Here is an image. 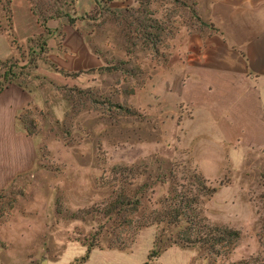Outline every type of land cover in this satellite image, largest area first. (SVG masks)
<instances>
[{"label":"rangeland","instance_id":"rangeland-1","mask_svg":"<svg viewBox=\"0 0 264 264\" xmlns=\"http://www.w3.org/2000/svg\"><path fill=\"white\" fill-rule=\"evenodd\" d=\"M53 1L57 13L66 12L65 0ZM131 1L92 12L105 14L95 24L104 63L94 81H62L41 68L44 39L28 55L0 62V88L16 82L31 95L18 119L35 146L31 170L0 191V249L19 256L42 248L50 259L79 250L72 264H82L92 250L142 249L152 240L144 264L172 247L193 250L199 264H264V160L253 155L239 171L210 181L174 136L176 104L160 102L157 114L152 97L153 73L158 68L167 77L179 31L209 26L199 17V0ZM32 2L44 16L54 10L51 0ZM203 185L215 192L205 195ZM175 194L197 196L193 221L137 229L152 212L168 210L165 200ZM123 197L137 201V211L124 205L108 213ZM184 230L202 241L184 245L178 238ZM222 230L238 237L212 244Z\"/></svg>","mask_w":264,"mask_h":264},{"label":"crops","instance_id":"crops-1","mask_svg":"<svg viewBox=\"0 0 264 264\" xmlns=\"http://www.w3.org/2000/svg\"><path fill=\"white\" fill-rule=\"evenodd\" d=\"M64 2L66 12L57 13L59 4L51 0L54 10L44 16L35 11L32 0H0V62L28 55L37 39H44L41 58L47 63L41 62V68L62 81H94L104 63L96 51L95 24L105 14L92 12L133 1ZM198 11L209 26L179 31L167 77L157 68L151 91L157 114L160 102L176 104L174 136H181L180 145L194 165L215 181L227 169L239 171L253 155L264 160V0H199ZM29 102L31 95L16 82L0 92V191L34 163L33 140L18 119ZM151 244L152 240L142 249L127 251L95 249L82 264H144ZM45 254L42 248L19 256L0 249V264H72L83 252L66 249L55 259ZM152 264L199 261L193 250L172 247Z\"/></svg>","mask_w":264,"mask_h":264},{"label":"trees","instance_id":"trees-1","mask_svg":"<svg viewBox=\"0 0 264 264\" xmlns=\"http://www.w3.org/2000/svg\"><path fill=\"white\" fill-rule=\"evenodd\" d=\"M5 87H1L0 88V92L4 89ZM196 178L199 181V183L203 184L204 180L202 178V176L200 174H196ZM199 191L203 192L205 195L207 196H211L214 192L215 189L214 188H209L208 186L203 185L201 187V189H199ZM125 197L122 198V200L120 199L119 201H116L114 203V205L111 206L110 210L108 211V213H111L115 210H117V212H119L120 210H122V206H131L129 209H127L126 211H131V212H136L137 211V207L139 205V203L133 202L131 204V202H125ZM170 201L165 200V202H171L168 206V210H165L161 213H155L152 212L150 215H153L150 217V219L148 221H143V220H139L138 221V225H137V229H140L142 227H146V226H150L154 223H161L164 221H167L168 223L174 224L176 225L179 222L180 218H185L186 221H193V214H195L197 216V213L195 212V208H193V205L197 202V196H193V197H189L183 194L180 195H174L173 198L169 199ZM174 204V206H172ZM188 211H191V214H187ZM191 218V220H190ZM187 230V229H186ZM184 230L183 232H180L178 235V238L180 239V242L183 243L184 245H191L193 243H195L196 241L201 242L202 240H200L201 238L198 239H191L188 234L187 231ZM220 229H218L219 231ZM227 235H232L235 238H237L238 233L237 232H232V231H228V230H222L221 231V237L216 238V239H209L210 242L212 244H219L222 241H225V238L227 237ZM203 239V238H202ZM212 240V241H211ZM204 241V240H203Z\"/></svg>","mask_w":264,"mask_h":264}]
</instances>
